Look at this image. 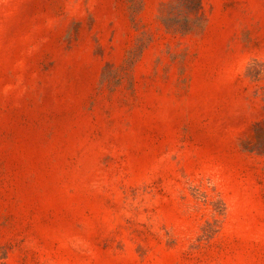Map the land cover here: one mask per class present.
<instances>
[{
    "label": "rangeland",
    "instance_id": "rangeland-1",
    "mask_svg": "<svg viewBox=\"0 0 264 264\" xmlns=\"http://www.w3.org/2000/svg\"><path fill=\"white\" fill-rule=\"evenodd\" d=\"M0 264H264V0H0Z\"/></svg>",
    "mask_w": 264,
    "mask_h": 264
}]
</instances>
